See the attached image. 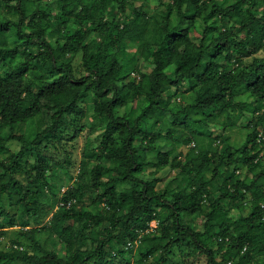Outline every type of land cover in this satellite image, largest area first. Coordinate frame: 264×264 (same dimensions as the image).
<instances>
[{"label": "trees", "instance_id": "trees-1", "mask_svg": "<svg viewBox=\"0 0 264 264\" xmlns=\"http://www.w3.org/2000/svg\"><path fill=\"white\" fill-rule=\"evenodd\" d=\"M129 1L0 0V264H116L138 243L141 264H264V0H170L154 41L147 11ZM132 43L153 65L138 81L124 52ZM90 111L102 123L97 161L82 162L77 177L68 166L78 187L62 193L51 178L72 164L64 133L96 132L97 122L79 127ZM237 126L248 131L241 147L226 135ZM215 129L219 146L206 150ZM148 165L179 168L187 183L157 190L161 178L143 177ZM88 188L108 214L81 205ZM247 194L250 214L232 219ZM196 216L201 229L189 222ZM51 234L53 248L43 239Z\"/></svg>", "mask_w": 264, "mask_h": 264}, {"label": "rangeland", "instance_id": "rangeland-1", "mask_svg": "<svg viewBox=\"0 0 264 264\" xmlns=\"http://www.w3.org/2000/svg\"><path fill=\"white\" fill-rule=\"evenodd\" d=\"M44 1L46 3V2H51L53 0H44ZM219 1L220 3H223V2L225 3L226 1H227L226 3L233 2V0H219ZM169 2L170 0H130L129 1L130 9L133 10L134 7H142L148 13V19L150 21V27L152 31L151 33H148V36H147L148 41H154L153 33L156 29L157 21L160 20L162 16L164 15L165 7ZM263 10H264V7H263ZM3 11H4V6L1 5L0 12H3ZM109 14L117 17L118 15L117 7L112 6ZM106 19H110L109 16H107ZM124 52L126 54L127 60L129 61L130 65L133 66V68H135L136 70L135 72L132 73V77L137 79V81L140 80L141 73L143 72L150 73L151 70L153 69V65L141 57L142 49L140 48V43L130 44L129 46L125 47ZM259 56H264V52H262ZM252 59L253 58H248L246 60L251 61ZM82 64H83L82 55L75 56L74 65L79 71H83ZM186 87H187V84L183 86V89H186ZM177 98L173 100V103H175L176 105H179L178 103L179 101ZM143 104H144V100L140 99L136 103L129 104L127 110L128 111L133 110L134 113H136L138 109H140L143 106ZM92 122H97L99 126L102 124L101 121L96 119V117L94 116V113L90 111L88 118L82 119L78 123H79V127L82 125H87L89 128V125H91ZM36 129H37L36 125L28 126V134L31 139L35 136ZM75 131H76V127L73 125H70L68 126V129L64 133V136L67 139H69L70 144H69L68 150L71 152L72 164L71 165L67 163L59 164V166L55 167V170L52 174L53 178H51L52 184L55 186L56 189H61L62 193L68 190L70 187H78V183H76L77 179L75 178L74 180H71L67 174L68 166H69V169L71 170V175L74 177H77V175L79 174V167L82 162H86L89 159H91V162L97 161L92 156L93 153L92 151H90V149L94 148L95 145L98 144L100 140V134L102 131V125L101 127H98L96 132L94 133H90L89 129H86V130L83 129V131H81L77 137H75L76 135ZM247 132H248L247 130L243 129V127H240V126H237L234 128L229 127L228 130L226 131V135L230 136L231 143L233 145H235L236 147H241L246 143ZM205 133L206 135L201 140L202 145L205 147L206 150H215L219 146V141L215 139H216V136L220 134V129L219 130L215 129L214 131L207 130L205 131ZM207 134H212L213 137H210ZM140 140L141 139L137 140L138 143H140ZM169 143L170 141H168V139L165 136H163L157 141V147L163 150L164 149L166 150ZM195 145L196 144L193 143L191 146L194 147V149H196V153H199L200 148L199 149H197V147L195 148ZM11 147L13 148V150L19 149V145L17 142L12 143ZM184 149L185 151L189 150V148H184ZM177 150L178 151L180 150V146L177 148ZM6 155L7 154H5L4 156ZM54 156H56L55 159H57L59 162L66 160L68 157L63 151L55 152ZM153 158H154V155L149 156L150 160H152ZM245 173H246V169H241L238 171V174H240L241 176L245 175ZM212 176H213L212 173L208 174L209 178H211ZM143 177L146 179L161 178V181L157 185V190L166 189L172 180H175V182L173 183V187H177L178 185H185L187 183L186 178L184 179V176L181 175L180 169L173 168L170 166L161 171H157L155 166L148 165L146 168V174ZM222 181H223V178L217 179L215 181V185L221 183ZM213 190H215V187H213ZM96 193L97 191L95 189H92V188L86 189L84 193L85 195L82 198L81 205H84L91 210L95 209L94 211L97 213L102 212V213L108 214V211L105 208L104 203L101 205L92 204V197H94ZM218 196H219V192H217L215 195L211 197V201H214L216 197ZM246 197L247 199H245L244 202L240 204H234V211L230 215L232 219H236L240 217L241 215L250 214L251 212L250 200L252 199V195L247 194ZM50 204L53 205V207L51 206L52 207L51 209H54V208L57 209V205H55L54 207V204L52 203ZM50 217H51V213L48 214V217L46 218V220H43L42 222L39 223L40 226H44ZM189 222L195 223L197 225L196 227L200 229L202 228L203 220L200 216L193 217L192 219L189 220ZM32 226H34V224H32ZM8 231L9 232L6 238L2 240L3 248L6 250L10 249V245L12 244L13 238L15 236L13 233V230L10 229ZM45 238H49L47 243L49 242L48 245H50V247L53 248L52 245L54 243V240L57 238V235L56 234L43 235L44 240ZM28 244L29 242L26 241V243L23 244V248H26ZM142 246L143 245L141 243L136 244L133 247V249H131L132 251L129 252V254L126 256L125 258L126 260H123L121 258L116 259L115 263L116 264H127V261H128L130 264H141L140 263L141 262L140 261V250L142 249ZM60 248H61L60 252H63L62 246ZM153 262L154 260L152 257L148 261H146L147 264H152ZM197 262L198 264H202L205 261L203 258L200 257L198 258ZM12 264H24V263L17 262V263H12ZM88 264H95V263L91 262Z\"/></svg>", "mask_w": 264, "mask_h": 264}, {"label": "built area", "instance_id": "built-area-1", "mask_svg": "<svg viewBox=\"0 0 264 264\" xmlns=\"http://www.w3.org/2000/svg\"><path fill=\"white\" fill-rule=\"evenodd\" d=\"M260 138H261L262 140H264V133H261V134H260ZM69 205H71V203H70ZM156 225H157V222H152V224H151V228H152V230L155 228ZM130 245L133 246V244H130Z\"/></svg>", "mask_w": 264, "mask_h": 264}]
</instances>
